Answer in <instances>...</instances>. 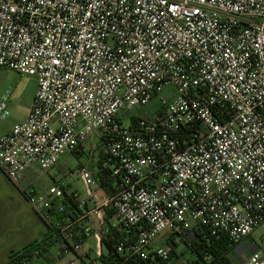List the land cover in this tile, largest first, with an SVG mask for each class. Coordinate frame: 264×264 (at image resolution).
Listing matches in <instances>:
<instances>
[{"label":"built area","instance_id":"built-area-1","mask_svg":"<svg viewBox=\"0 0 264 264\" xmlns=\"http://www.w3.org/2000/svg\"><path fill=\"white\" fill-rule=\"evenodd\" d=\"M0 68L37 77L29 114L0 137L10 181L50 172L93 134L115 181L107 192L84 165L85 200L58 182L28 190L40 217L52 221L54 203L64 217L11 264L50 242L90 264V237L100 259L113 239L114 264H168L171 237L199 236L264 264V0H0Z\"/></svg>","mask_w":264,"mask_h":264},{"label":"rangeland","instance_id":"rangeland-1","mask_svg":"<svg viewBox=\"0 0 264 264\" xmlns=\"http://www.w3.org/2000/svg\"><path fill=\"white\" fill-rule=\"evenodd\" d=\"M36 88L37 77L35 75L28 73L21 74L14 70L0 68V103L6 101L5 110L0 111V135L4 131L12 128L28 113L33 103ZM173 94L174 89L172 86L162 89L147 103V110L150 112L158 110L161 105L160 97L170 98ZM96 148H99V139L96 134H93L82 148L81 153H65L59 165L50 172L29 171L33 190L38 193H45L54 182H58L67 186L69 193L77 192L80 199H87V184L79 171L80 167L84 165L92 172L96 169L95 163L99 158L95 151ZM27 188L28 186L25 189ZM0 190L5 191L0 195V238H4L7 236L6 232L8 230L5 228L9 225L12 226L14 223H18L17 216L20 211H22V219L28 224L31 223L32 215H36L37 217V214L33 210V207L30 206L29 210L24 207L25 204L22 202V199L24 201V197L19 188L9 182L1 171ZM38 219L37 217V221H39ZM262 233L263 228L257 230L254 233V237L259 238ZM170 234V230L165 231L155 239L154 244L168 242ZM91 240L93 250L91 251L90 259L86 260L88 263L93 264V260L97 258L98 249L95 245L94 237ZM188 241L190 242V239ZM175 248V253L169 261V264H195L194 252H192L190 247H187L184 243H180ZM59 251L60 244L56 242L50 247L48 253L40 259H34L32 264H71V260H75L76 264H83L81 258L75 253H67L59 257ZM104 252L106 253L105 248ZM96 264L104 263L100 258H97Z\"/></svg>","mask_w":264,"mask_h":264},{"label":"trees","instance_id":"trees-1","mask_svg":"<svg viewBox=\"0 0 264 264\" xmlns=\"http://www.w3.org/2000/svg\"><path fill=\"white\" fill-rule=\"evenodd\" d=\"M81 151H77L74 153L78 154L81 153ZM103 159L104 157L100 155L97 162L95 163L96 169L93 171V174L102 183V186H104L105 190L107 192H111L115 188L114 187L115 181L113 176L111 175L112 168L111 166L103 167L102 166ZM63 202L65 203L66 208L74 209L76 207L77 209L78 200L71 197V195H67L66 198L63 200ZM49 214L51 216L50 220L52 221L62 219L64 217V214L57 209L56 203H54V206L51 209H49ZM43 220L47 225L46 234L34 240L31 244L24 247L23 249L13 252L9 258L8 264H11V259L13 258L14 255L19 254L22 251L29 249L30 247H33L39 241L46 240L51 237V235L53 234L52 221H48L46 219ZM112 240L110 239L103 240L104 248L106 249V253L104 252L102 257V261L104 262V264H114L115 261L119 259L120 255L115 251ZM170 241L173 244L172 257L176 250L175 247L180 243H184L185 245H187V247L191 248L192 252H194L195 264H236L231 254L232 244L226 237H223L219 240L208 242L207 240L199 236L198 240L193 241L190 244H188L186 241H181L180 243H176L173 237H171ZM51 246H52V242L48 243L45 246L44 252L40 255V257L48 253Z\"/></svg>","mask_w":264,"mask_h":264},{"label":"crops","instance_id":"crops-1","mask_svg":"<svg viewBox=\"0 0 264 264\" xmlns=\"http://www.w3.org/2000/svg\"><path fill=\"white\" fill-rule=\"evenodd\" d=\"M35 92H36V90H35ZM34 95H35V93H34ZM31 107H30L28 113L25 116H23L20 121H22L29 114V112L31 110ZM10 129L4 131L0 135V137L4 133L9 131ZM5 177L9 180V178L6 175H5ZM9 182H11L13 185H15L16 187L19 188L20 192L22 193V195L24 197V201L22 199V202L25 204L24 207L28 208V210L30 209V206L33 207L32 204L29 202V200L27 198V194H26V192L28 190L33 188L32 187V180H31V177L29 175V172L26 173L24 179L20 183L15 184V183H13L10 180H9ZM27 186H28V188L25 189ZM4 192L5 191L0 190V195H2ZM34 192H36V191L34 190ZM33 210L37 214V217L39 218L38 219L39 221H37L36 215H32L31 223H29V224L26 223L24 221V219H22V211H20L18 216H17L18 223H14L12 226L9 225V226H7L5 228L6 230L8 229L7 232H6L7 236L4 237V238H0V264H8V261H9V258H10V254L12 253V251L13 252L14 251H19V250L23 249L24 247L28 246L29 244H31L34 240H36V239L42 237L44 234H46L47 225L45 224L43 218L40 217V215L36 212V210L34 208H33ZM91 239H92V237L88 238L85 241V243H84V248H86V249H88L90 251V255L89 256H91V251L93 250V248H92V240ZM96 243H97V240H95V245H96ZM42 257L43 256H41V257H39L37 259H40Z\"/></svg>","mask_w":264,"mask_h":264}]
</instances>
